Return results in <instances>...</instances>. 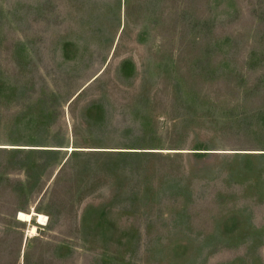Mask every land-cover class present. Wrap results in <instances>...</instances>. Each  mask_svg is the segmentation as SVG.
Returning a JSON list of instances; mask_svg holds the SVG:
<instances>
[{"label": "rangeland", "instance_id": "obj_1", "mask_svg": "<svg viewBox=\"0 0 264 264\" xmlns=\"http://www.w3.org/2000/svg\"><path fill=\"white\" fill-rule=\"evenodd\" d=\"M0 264H264V0H0Z\"/></svg>", "mask_w": 264, "mask_h": 264}, {"label": "bare ground", "instance_id": "obj_2", "mask_svg": "<svg viewBox=\"0 0 264 264\" xmlns=\"http://www.w3.org/2000/svg\"><path fill=\"white\" fill-rule=\"evenodd\" d=\"M33 215H37L38 218V221L39 222H44L46 219H47V216L45 214H42V213H38V214H35V211H33L32 213H26V212H23L21 211L20 212V219H24V220H30L32 219ZM33 227V231L36 230V226H32Z\"/></svg>", "mask_w": 264, "mask_h": 264}]
</instances>
